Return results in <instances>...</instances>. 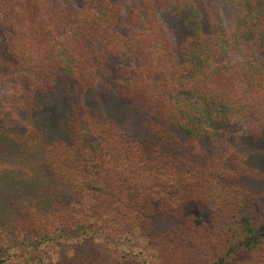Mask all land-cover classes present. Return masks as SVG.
Here are the masks:
<instances>
[{
	"label": "trees",
	"instance_id": "trees-1",
	"mask_svg": "<svg viewBox=\"0 0 264 264\" xmlns=\"http://www.w3.org/2000/svg\"><path fill=\"white\" fill-rule=\"evenodd\" d=\"M54 1L0 0V65L26 86L0 119V264H264V168L226 132L250 123L264 147V0H226L231 33L212 0H140L172 5L187 29L173 65L154 24L111 32L119 4ZM106 56L140 75L112 89ZM62 77L104 99L75 106L66 140L42 125ZM18 112L31 118L10 131Z\"/></svg>",
	"mask_w": 264,
	"mask_h": 264
},
{
	"label": "rangeland",
	"instance_id": "rangeland-1",
	"mask_svg": "<svg viewBox=\"0 0 264 264\" xmlns=\"http://www.w3.org/2000/svg\"><path fill=\"white\" fill-rule=\"evenodd\" d=\"M54 2L58 7L73 13L83 9H89L95 14L101 13L105 8L104 5L109 2L114 5L119 4L120 20L116 28L111 32L121 37H128L132 34L142 33L147 28V30H149L150 24H154V32L157 36L161 37L160 45L165 49V53H163L162 56L166 57L167 65L181 62L179 50L188 36V31L176 20L172 5L164 6L163 2L160 1L159 5L155 6L156 8L154 11H151V9H149L150 7L141 5L140 0H55ZM211 3L218 14L220 26L227 33H231L233 24L231 12L227 9L226 0H212ZM10 38L11 31L4 25L2 18H0V46L3 47L7 53L9 52ZM86 47H90L96 50V52H101V54L106 55L101 45L97 42L86 43ZM106 60L107 73L104 74H109L107 83L110 84L112 89L115 88L118 82L140 75L138 61L127 62L116 56H106ZM2 61L3 66L0 65V119L9 110L10 92L12 90L24 91L26 88L24 83L15 78L14 62L12 59H8L9 62L7 63L5 60ZM61 79L62 81L57 84L59 90L53 93L54 102L45 113V117L42 119V125L47 130L56 134L59 139L64 138V140H66L68 137L65 135V129L67 128L68 119H70L75 106L86 103L87 105H93L100 109L104 103V99L94 90H85V88H81L80 84L73 79L67 77H62ZM101 79H104V77L101 76ZM63 94L73 95V100L69 103L68 99L61 97ZM111 98H107L105 102H107L108 105L105 107L116 109L115 106L118 104L111 100ZM17 116L19 120L10 131H17L31 118L27 112H18ZM150 120L153 119L150 118ZM234 127L235 128L232 130L227 127L226 132L230 131L232 132V136L238 134V136H244L243 138L246 140L248 139L247 142L241 138V143L239 142V144H242L243 148L240 145L239 148L244 149V147H248L251 152H254V156L257 157L256 159L260 161L259 164L264 168V151L262 150L264 147L252 133L251 124L236 123ZM8 162L9 161L6 160H0V168H3L1 163L8 164ZM3 215L4 210L0 208V217Z\"/></svg>",
	"mask_w": 264,
	"mask_h": 264
}]
</instances>
